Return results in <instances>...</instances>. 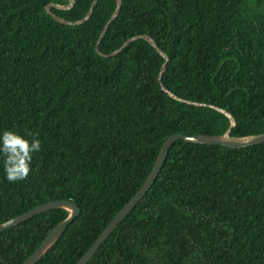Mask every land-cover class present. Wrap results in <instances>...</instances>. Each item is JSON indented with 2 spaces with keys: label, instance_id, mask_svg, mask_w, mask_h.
<instances>
[{
  "label": "trees",
  "instance_id": "16d2710c",
  "mask_svg": "<svg viewBox=\"0 0 264 264\" xmlns=\"http://www.w3.org/2000/svg\"><path fill=\"white\" fill-rule=\"evenodd\" d=\"M94 0L50 11L78 21ZM0 0V134L41 141L28 178L5 179L0 224L55 200L78 217L36 264H76L141 188L165 140L264 133V0H99L79 26L49 4ZM69 212L0 233V264H22ZM88 264H264V143L242 149L175 142L151 189Z\"/></svg>",
  "mask_w": 264,
  "mask_h": 264
},
{
  "label": "water",
  "instance_id": "95a60500",
  "mask_svg": "<svg viewBox=\"0 0 264 264\" xmlns=\"http://www.w3.org/2000/svg\"><path fill=\"white\" fill-rule=\"evenodd\" d=\"M99 0H94L91 4V7L86 14V16L78 21H67L64 20L54 13L50 11L51 8H57L59 10L69 11L71 10L76 3V0H70L69 4L66 6H58L55 4H49L46 7V12L49 16H51L56 22L66 25V26H79L84 23H86L90 17L92 16L94 7L96 6L97 2ZM116 1V8L106 25L104 26L99 40L97 42V52L104 58H110L118 55L129 43L135 41V40H144L148 42L156 51L157 53L164 59L165 64L163 65L161 72L159 74V82L162 81L163 73L165 72L166 64L168 63L169 59L166 56V54L158 48L155 41L147 36V35H138L134 36L127 41L119 48L117 51L104 55L99 51V45L101 40L103 39L107 29L111 25V23L117 18L119 15L122 2L121 0H115ZM162 90L172 99L181 102L186 103L189 105L197 106V107H207L210 109H213L222 115L226 116L229 121L231 122V127L228 131H226L224 134L219 136H211V135H182V134H175L169 136L165 142L163 143L162 147L160 148V151L158 153V156L155 160V163L153 165V168L151 172L149 173L147 179L141 186V188L137 191V193L123 206V208L113 217V219L109 222V224L105 227V229L99 234V236L96 238V240L93 242L91 247L85 252V254L78 260L76 264H88L89 261L92 259V257L95 255V253L100 249L101 245L107 240V238L111 235V233L116 229V227L123 221V219L140 203L142 198L146 195V193L151 189L154 182L156 181L164 162L167 158L168 152L171 148V146L177 142V141H185L192 144H198V145H208V146H222L228 149H242L247 147H252L255 145H260L264 143V133L259 135H252L248 137H242V138H234L230 136V131L232 127H235L236 122L232 115L228 113L227 111L220 109L218 107L202 104V103H194L189 102L184 99L178 98L177 96L173 95L171 92H169L165 87L162 86ZM54 209H64L69 212V215L65 220L60 222L57 226H55L51 232L46 236V238L42 241V243L39 245V247L22 263V264H36L51 248V246L57 241V239L65 232L66 227L72 223L79 215L80 209L77 207L73 202L67 201V200H55L50 201L47 203H44L40 206H37L21 215H18L2 224H0V233L4 232L8 229H11L13 227H16L20 225L21 223H24L34 216L40 215L44 212L54 210Z\"/></svg>",
  "mask_w": 264,
  "mask_h": 264
},
{
  "label": "clouds",
  "instance_id": "9594fccd",
  "mask_svg": "<svg viewBox=\"0 0 264 264\" xmlns=\"http://www.w3.org/2000/svg\"><path fill=\"white\" fill-rule=\"evenodd\" d=\"M33 137L25 139L13 131L6 130L0 134V155L3 156V170L5 179L15 183L28 178L32 171L33 154L41 151V141L33 133L27 134Z\"/></svg>",
  "mask_w": 264,
  "mask_h": 264
}]
</instances>
